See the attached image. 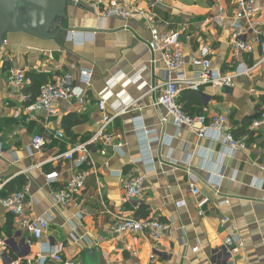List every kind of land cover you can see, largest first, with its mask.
Masks as SVG:
<instances>
[{
	"label": "crops",
	"instance_id": "1",
	"mask_svg": "<svg viewBox=\"0 0 264 264\" xmlns=\"http://www.w3.org/2000/svg\"><path fill=\"white\" fill-rule=\"evenodd\" d=\"M127 1L145 11L149 20L101 19L90 3L69 0L64 21L68 33L47 40L11 34L0 51V190L8 194L9 184L25 178L29 215L49 221L37 240L0 206V264H38L54 243L65 245L66 258L74 264H264V126L255 125L264 107V1H256L258 12L240 37L233 29L239 0ZM220 4L225 12L218 25ZM152 27L179 33L183 73L190 80L202 70L195 63L205 54L224 75L235 74L241 65L252 69L237 76L233 87H183L180 97L191 113L226 116L245 150L230 155L214 134L199 138L189 127L162 125L166 111L157 103L169 74L149 48ZM258 30L262 36L256 35ZM239 40L250 44L252 52L235 56ZM12 70L45 74L50 82L71 76L75 86L86 89L84 102H57L55 114H30L25 91L31 80L23 88L11 86L7 78ZM82 70L91 74L89 88ZM110 94L103 112L100 101ZM123 98L132 105L116 115L126 105ZM106 116L114 117L109 131L114 145L91 146L86 168L55 160L95 136ZM58 132L66 134L65 140L54 138ZM142 132L150 133L148 143ZM36 135L50 140L41 152L32 150ZM147 145L149 164L142 160ZM55 172L58 180L50 185L47 177ZM80 172L87 174L85 190L69 206H59L56 193ZM142 174L143 196L131 201L124 183ZM191 184L199 196L192 193ZM225 201L228 204L220 206ZM144 215L165 226L158 241L149 233L113 232L117 217ZM226 217L237 226L244 244L232 260L224 248L230 232V225L221 226Z\"/></svg>",
	"mask_w": 264,
	"mask_h": 264
},
{
	"label": "built area",
	"instance_id": "2",
	"mask_svg": "<svg viewBox=\"0 0 264 264\" xmlns=\"http://www.w3.org/2000/svg\"><path fill=\"white\" fill-rule=\"evenodd\" d=\"M90 3L97 9L99 17L101 19L119 18L122 20H149V16L145 11L140 10L137 6L130 4L127 0H84ZM257 0H239L236 6L235 19L233 24L234 32L238 37L243 36L246 33L247 27L251 25L253 18H255L258 9L255 7ZM264 1V0H263ZM224 5H219L217 9V16L215 20L218 25H221L224 21ZM77 35V34H75ZM152 39L149 42V48L151 51L159 55L160 61L164 64L166 72L169 74V79L164 84L162 94L158 100L157 105L164 108L166 115L162 117V125H167L171 122L175 127L181 128L183 126L189 127L199 138H206L215 136V139L219 142H223L227 146V150L230 155L239 150H245V145L239 141L233 134V127L229 119L224 116H215L214 118H208L204 115H189L187 114L181 103V88H186L194 91H199L203 86L212 85L217 88L233 87L237 76L248 74L252 71L248 67L242 69L239 66L236 73L233 75H224L219 70H215L210 60L206 59V54L202 60L197 61L195 64L202 67V70L197 72L194 79L190 80L186 78L183 73L184 66V52L183 45L180 40V35L177 31H168L162 33L157 27L151 28ZM256 35L262 36L263 31H256ZM7 41H5L6 43ZM262 53L264 56V41H261ZM252 46L242 41H236L234 44L235 56H238L240 52L250 53L252 52ZM264 63V57L260 65ZM256 68V67H254ZM83 83L85 87L89 88L91 85V74L87 70L81 71ZM8 83L16 88H23L27 83L26 73L20 70H12L7 78ZM115 84L113 83L111 87ZM86 95V89L79 88L74 85L71 76H66L60 81L50 82L44 86L41 90V94L37 101L27 107V111L30 114L47 113L55 114L56 110L54 105L57 102L70 103L74 100L84 102ZM112 96L110 94L107 98H103L100 101L99 109L105 111L107 101ZM28 99L27 96L24 97ZM125 106H122L117 110L116 115L124 113L132 102L123 98ZM114 121V117L106 116L103 118V125L101 130L93 136L89 141L78 144L72 147L71 150L65 154L59 156L55 160H66L76 164L78 168H83L90 164V147L96 144H104V146L114 145L115 137L109 132L110 127ZM256 126H264V107L261 111L260 122L255 124ZM137 129H143L142 125H136ZM146 143L149 141L148 136L150 133L142 132ZM57 140H65L66 135L63 132H58L54 135ZM120 139V137H117ZM116 138V139H117ZM143 139V138H142ZM50 140L46 139L42 135L34 136L32 140V150L35 152H41ZM121 148V145H117ZM147 147H143V162L149 164L152 162ZM3 151V147L0 144V154ZM102 154L106 152L103 150ZM87 174L80 172L75 175L72 180L60 189L55 196L56 202L61 207L69 206L76 196H79L86 187ZM58 174L52 173L47 177V183L53 184L57 182ZM145 175H139L135 178L126 180L124 183V190L127 197L131 201H138L143 196ZM191 191L195 196L200 195V191L195 184L190 185ZM26 189L13 193L8 197H3L0 190V206L11 213L15 219V222L22 229L28 230L32 233V236L41 240L45 231L49 228V221L46 218L32 219L26 208ZM228 204L227 201L222 202L220 206ZM230 225V232L224 241V248L232 260L240 255L244 248L242 238L239 234V230L234 225L230 218H224L221 226L224 228ZM116 234H132L139 235L149 233L150 237L154 240L161 238V232L165 230V226L156 220H141L135 218H128L119 216L112 228ZM3 240L0 238V245L3 244ZM195 249L194 252H197ZM47 253V257L39 256L37 260L38 264H74L66 258V248L64 244L54 243L48 245L43 251ZM1 263V260H0ZM13 264H19L18 262ZM234 264V263H233Z\"/></svg>",
	"mask_w": 264,
	"mask_h": 264
},
{
	"label": "water",
	"instance_id": "3",
	"mask_svg": "<svg viewBox=\"0 0 264 264\" xmlns=\"http://www.w3.org/2000/svg\"><path fill=\"white\" fill-rule=\"evenodd\" d=\"M69 5V0H0V51L11 34L47 40L68 33Z\"/></svg>",
	"mask_w": 264,
	"mask_h": 264
},
{
	"label": "trees",
	"instance_id": "4",
	"mask_svg": "<svg viewBox=\"0 0 264 264\" xmlns=\"http://www.w3.org/2000/svg\"><path fill=\"white\" fill-rule=\"evenodd\" d=\"M26 78L31 80V85L26 89L25 93L27 95H30V99H29V102L27 103V107L31 104H33L34 102L37 101L38 97L40 96L41 94V90L44 86L48 85L50 83V80L49 78L47 77V75L45 74H39V73H36V72H31L29 73L28 75L26 74ZM184 111L189 114V115H196L195 113H191L189 112V109L187 108V106H184L183 103L180 101ZM198 115H201L200 113H198ZM70 122H71V119H70ZM73 125V124H72ZM66 130H68L67 132L70 131V127L67 128ZM64 133V132H63ZM65 134V133H64ZM66 135V134H65ZM86 142V141H84ZM87 166V165H86ZM86 166L84 168H86ZM27 186V181L25 180V178H19L17 179L16 181L12 182V184H9V195L10 194H13V193H16V192H19V191H22L26 188ZM7 187V188H8ZM8 194H2L1 195L3 197H8L9 195ZM8 195V196H7ZM138 219H141V220H149L148 216L147 215H144V216H141L139 217Z\"/></svg>",
	"mask_w": 264,
	"mask_h": 264
},
{
	"label": "rangeland",
	"instance_id": "5",
	"mask_svg": "<svg viewBox=\"0 0 264 264\" xmlns=\"http://www.w3.org/2000/svg\"><path fill=\"white\" fill-rule=\"evenodd\" d=\"M18 34H22V33H18ZM10 36V35H9ZM7 38H9V37H7ZM7 38H6V40H7Z\"/></svg>",
	"mask_w": 264,
	"mask_h": 264
}]
</instances>
